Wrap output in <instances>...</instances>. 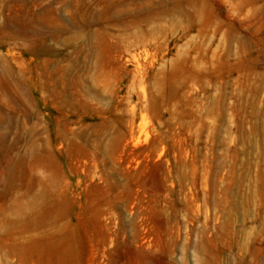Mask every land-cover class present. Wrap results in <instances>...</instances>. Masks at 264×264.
<instances>
[{
  "label": "rangeland",
  "instance_id": "obj_1",
  "mask_svg": "<svg viewBox=\"0 0 264 264\" xmlns=\"http://www.w3.org/2000/svg\"><path fill=\"white\" fill-rule=\"evenodd\" d=\"M0 264H264V0H0Z\"/></svg>",
  "mask_w": 264,
  "mask_h": 264
}]
</instances>
